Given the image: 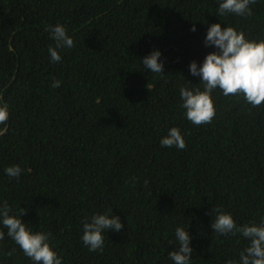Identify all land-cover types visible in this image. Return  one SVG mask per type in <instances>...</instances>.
Here are the masks:
<instances>
[{
	"label": "trees",
	"instance_id": "1",
	"mask_svg": "<svg viewBox=\"0 0 264 264\" xmlns=\"http://www.w3.org/2000/svg\"><path fill=\"white\" fill-rule=\"evenodd\" d=\"M219 2L0 0V105L9 112L0 124V203L50 232L62 264H174L177 227L192 237L191 264L238 261L248 246L210 224L214 207L237 225L264 219V104L216 89V115L200 126L180 107L182 85L203 89L189 65L216 50L204 44L212 23L264 39V0L246 17H219ZM58 23L74 47L58 49L53 63L45 29ZM153 50L162 74L142 65ZM171 127L185 149L161 146ZM17 164L18 180L5 173ZM109 209L123 228L106 230L103 250L89 251L83 221ZM0 231V264H34Z\"/></svg>",
	"mask_w": 264,
	"mask_h": 264
},
{
	"label": "clouds",
	"instance_id": "2",
	"mask_svg": "<svg viewBox=\"0 0 264 264\" xmlns=\"http://www.w3.org/2000/svg\"><path fill=\"white\" fill-rule=\"evenodd\" d=\"M257 0H220L216 14L223 17L227 14L237 16H251L252 9ZM55 45H49L51 62L61 61L58 49L74 47V41L67 33L62 24L49 25L46 29ZM195 25L191 31H195ZM205 46H213L216 50L206 54L202 64L198 66L193 60L190 62L189 71L193 76L200 77V87L188 88L181 86L180 107L185 109L184 115L194 125L211 123L216 115L212 93L219 89L222 94L228 96H242L252 107L264 104V39H249L243 31L232 26L222 28L220 23H212L207 30ZM161 52L153 50L141 61L144 69L151 73L162 74L163 62L159 59ZM183 75V74H182ZM190 82V81H189ZM60 85L55 80L51 85L53 88ZM148 88V87H147ZM149 89V88H148ZM9 119L7 105H0V124H6ZM162 147H176L183 150L187 147L186 142L178 127H171L168 133L160 140ZM23 169L20 165H12L5 169L10 178L19 179ZM29 173L31 168L27 170ZM136 178H133L135 180ZM148 181H145L147 185ZM21 208L19 213L12 212L7 200L0 203V224L7 229L10 237L30 258L34 264H62V258L53 249L50 243V232L33 231L21 215L25 213ZM112 209L103 214H94L90 220L85 218L82 229V242L89 251L103 250L104 233L106 230L119 232L123 224L117 215H110ZM215 219H212L210 227L219 235L242 234L249 241L239 253V260L229 259L226 264H264V219L259 224L245 223L237 225L232 215L225 212L221 207L212 208ZM5 233L0 231V240ZM191 235L184 227L175 229L174 241L178 244V250H171L168 256L174 264H191L193 248L191 247ZM173 243L169 241V244ZM11 255V252L8 253Z\"/></svg>",
	"mask_w": 264,
	"mask_h": 264
}]
</instances>
